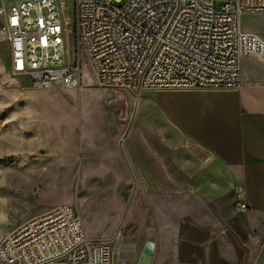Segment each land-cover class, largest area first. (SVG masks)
Here are the masks:
<instances>
[{
  "label": "rangeland",
  "instance_id": "374dc122",
  "mask_svg": "<svg viewBox=\"0 0 264 264\" xmlns=\"http://www.w3.org/2000/svg\"><path fill=\"white\" fill-rule=\"evenodd\" d=\"M64 3L63 16L72 25L76 0ZM224 3L217 0L216 10ZM241 27L264 37V13L241 15ZM73 37L70 32V55ZM252 76L264 77V68L244 56L240 83ZM81 77L76 88L36 87L28 76L11 74L9 49L0 43V241L31 215L67 203L80 213L88 237H113L111 252L123 243L135 246L136 258L125 259L127 264H145L142 252L148 247L147 264H204L197 241L225 248L226 259L210 255L207 264H264V220L247 222L252 211L242 214L235 198L233 217L220 220L199 196L186 192L183 174L169 180L171 151L187 144L162 126L169 120L180 127L175 118L197 109L161 94L172 90L137 96L123 87H99L85 63ZM205 90L214 91L208 97L219 111L213 115L229 114L235 94ZM161 98L170 103L166 113ZM249 193L258 195L252 186Z\"/></svg>",
  "mask_w": 264,
  "mask_h": 264
},
{
  "label": "built area",
  "instance_id": "2783aa9c",
  "mask_svg": "<svg viewBox=\"0 0 264 264\" xmlns=\"http://www.w3.org/2000/svg\"><path fill=\"white\" fill-rule=\"evenodd\" d=\"M76 0L72 25L64 0H0V43L10 72L36 87L76 88L85 63L99 87L137 96L153 90L237 89L241 59L264 65V37L241 15L264 13V0ZM74 51L70 55L69 35ZM247 210L242 184L234 187ZM111 238L88 237L75 206L31 215L0 241V264H127Z\"/></svg>",
  "mask_w": 264,
  "mask_h": 264
},
{
  "label": "crops",
  "instance_id": "0c3cea01",
  "mask_svg": "<svg viewBox=\"0 0 264 264\" xmlns=\"http://www.w3.org/2000/svg\"><path fill=\"white\" fill-rule=\"evenodd\" d=\"M259 66L264 68V65ZM241 81L237 89L228 91L233 92L236 99L225 117L212 113L219 111L214 99L208 97L214 91L191 89L161 92L172 96L181 106L197 109L192 116H175L180 127L165 119L162 128L170 129L175 137L187 144L185 150L176 147L174 152L171 151L168 179L178 180L183 174L186 192L199 196L209 211L220 220L233 217L232 213L236 212L234 187L238 183L242 184L250 207L242 214L252 211L249 218L245 219L251 223V220L256 222L259 218L264 220V77L252 76L250 80ZM240 97L248 106L247 109L240 108ZM160 101L166 113L170 103L162 98ZM135 105H138L136 100ZM251 186L258 193L256 197L249 193ZM156 187L157 191L163 190L161 183ZM226 201L232 202L226 205ZM197 229L207 231L199 227ZM122 245L128 247L126 254L121 251ZM194 245L202 249L204 264L208 263L210 255L216 256L221 262L226 259L225 248L219 243L211 247L207 241H197ZM133 247L132 243H123L118 248L119 254L126 258ZM158 264L165 263L160 261ZM175 264L190 263L180 261Z\"/></svg>",
  "mask_w": 264,
  "mask_h": 264
},
{
  "label": "water",
  "instance_id": "95a60500",
  "mask_svg": "<svg viewBox=\"0 0 264 264\" xmlns=\"http://www.w3.org/2000/svg\"><path fill=\"white\" fill-rule=\"evenodd\" d=\"M150 254H151L150 247H148L147 249H144V251L142 252V257H146L145 264H147ZM135 258H136V251H135V247H133V250L131 251V254L128 256V259L134 260Z\"/></svg>",
  "mask_w": 264,
  "mask_h": 264
},
{
  "label": "bare ground",
  "instance_id": "6f19581e",
  "mask_svg": "<svg viewBox=\"0 0 264 264\" xmlns=\"http://www.w3.org/2000/svg\"><path fill=\"white\" fill-rule=\"evenodd\" d=\"M86 198V197H85ZM93 202V201H92ZM88 209V208H87ZM87 213V212H86ZM86 213H84V214H86ZM87 217H88V215H87ZM119 235V234H118ZM119 251V250H118ZM121 251L123 252V254H126L127 253V251H128V247L127 246H125V245H122V247H121ZM131 254V253H130ZM129 256V255H128ZM128 256H126V258H128Z\"/></svg>",
  "mask_w": 264,
  "mask_h": 264
}]
</instances>
